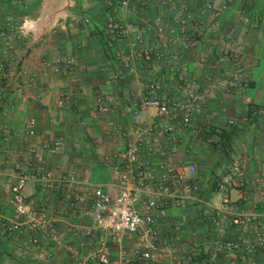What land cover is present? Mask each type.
<instances>
[{
    "label": "crops",
    "instance_id": "0c3cea01",
    "mask_svg": "<svg viewBox=\"0 0 264 264\" xmlns=\"http://www.w3.org/2000/svg\"><path fill=\"white\" fill-rule=\"evenodd\" d=\"M120 1L0 0V28L7 22L26 23L23 36L13 40L8 53L0 42V58L6 53L16 61L6 76L10 90L0 100V264H99L87 257L95 248V239L81 234L90 226V220L80 215L89 199L76 212L56 216L58 242H47L42 236L30 244L25 234L2 232V223L13 220L8 190L15 181L11 168L20 164L30 171L28 148L60 139L58 153L46 157L52 181L70 174L75 181L114 189L105 158L115 161L123 138L108 124L109 115L97 107L104 103L122 111L118 122L130 135L136 124L127 104L132 95L145 91L149 81H157L170 102L189 101L194 94L204 102L188 125L172 109L168 118L158 119L170 122L176 141L160 134L165 148L155 152L153 160L194 165L189 181L197 189L186 207L172 205L159 223L164 238L172 239L178 233L179 239L171 240L163 250L162 244L145 243L143 250L150 256L161 253L153 264H247L252 260L264 264V249L245 250L260 224L239 228L225 222L222 230L213 224V210L222 204L217 182L230 172L233 159L241 162L246 181L241 192L230 189V201L244 210L264 212L257 182L264 169V0H213L209 11L201 6L202 0H128L123 13L118 10ZM184 13L194 14L215 30L182 46L175 36L182 30L179 21ZM109 19H119L127 27L125 38L112 47L105 40ZM156 19L167 32L160 61L145 58L147 48L161 47L154 30ZM224 44L241 58L240 71L220 53ZM66 57L76 60L74 74L31 77L42 59ZM3 78L0 73V86ZM216 81L220 87L213 86ZM63 92L68 95L59 105ZM32 116L35 132L28 134L26 122ZM140 116L142 124L156 119L152 109L141 111ZM65 190L66 185L60 184L58 194L40 191L36 182L29 181L24 194L36 205L52 209ZM96 236L105 234L98 230ZM227 241L238 247L227 248ZM134 242L125 239L122 245H110L111 262L123 264L121 253L129 251ZM194 246L199 256L192 262L187 257Z\"/></svg>",
    "mask_w": 264,
    "mask_h": 264
},
{
    "label": "built area",
    "instance_id": "2783aa9c",
    "mask_svg": "<svg viewBox=\"0 0 264 264\" xmlns=\"http://www.w3.org/2000/svg\"><path fill=\"white\" fill-rule=\"evenodd\" d=\"M201 2V6L206 11L213 8V0ZM127 6L128 0H121L119 12H125ZM196 18L197 16L192 13H184L179 21L182 30L175 36V40H178L182 46L192 44L207 32L215 30L212 24L199 22ZM88 21L89 18H85V22ZM25 25L24 22L20 25L7 22L0 28V42L6 49V53L12 47L13 40L21 39ZM104 30L109 47L123 40L127 33L126 25L119 19H109ZM154 30L161 47L147 48L145 58L160 61L164 57L163 47L167 43V32L159 19H156ZM137 41L141 43L142 37L138 36ZM6 53L0 58V73L4 77L0 86V100L10 90V82L6 76L12 71L16 62ZM220 53L231 59L234 68L240 71L241 58L237 53L225 44L220 46ZM129 63L126 61V66H129ZM75 66L76 60L73 57L54 60L45 58L31 73V77L47 79L51 73L70 76L74 74ZM213 86L220 87L221 82L216 81ZM67 95L66 92L62 93L63 98L60 99L59 105L63 104ZM203 102L202 96L198 94L191 95L189 101L170 102L162 94L160 84L157 81H149L145 91L132 95L127 104V110L132 112L136 124L130 135L118 122L122 111L104 103L99 104L97 110L109 115L108 124L113 126L123 138L122 149L118 152L115 161H112L110 157L105 158V162L110 163L114 189L75 181L70 174L60 175L56 182L52 181L46 170V157L58 153L62 146L61 140H45L38 145L30 146L27 153L30 157L28 164L32 166V169L28 172L24 171L20 164L11 168L15 181L8 185V190L13 208V220L2 223V232L25 234L30 244L38 243L42 236L47 242H58L60 235L55 231L56 216H66L76 212L79 205L85 199H89V206L80 209L81 217L90 220V226L82 230L81 234L96 241L95 248L87 254L88 259L99 264H113L110 257V245H122L125 239H134L131 249L122 251L120 261L123 264H153L152 261L160 258L161 253L150 256L143 250V244H162L160 250H163L170 245L171 240L179 239L178 233L171 237L172 239L164 238L159 229V223L172 205L179 208L186 207L197 189L189 181V175L195 172L194 165H173L165 161L153 160V154L165 148V142L161 141L160 134L165 135L172 143L176 141L170 122L160 123L158 119L168 118L172 109L175 111L173 113L177 111L181 115L182 123L188 125L191 123L193 114L201 111ZM147 109L155 111L156 119L142 124L140 112ZM228 122L233 123V120L230 119ZM35 126L36 118L34 116L28 118L27 133L34 134ZM1 166L0 159V174ZM29 181L36 182L40 191H50L54 194L59 193L60 184H65L66 193L61 198V202L52 209L48 206H38L24 194L25 185ZM245 181L246 172L241 162L233 159L230 162V172L217 182V188L222 194V204L213 210V224L220 230L223 229L225 222L239 228H249L251 225L260 224L261 228L245 245L247 253H254L264 249V212L257 211L255 208L244 210L230 201V189L236 188L241 192ZM257 182L259 191L264 197V169L258 176ZM98 230L103 231L105 236H96ZM225 246L232 250L238 247L233 241H227ZM198 256L199 251L194 246L187 258L194 262V258ZM232 256L235 257L233 254ZM236 263L237 261L230 262V264ZM247 264L259 263L252 260Z\"/></svg>",
    "mask_w": 264,
    "mask_h": 264
}]
</instances>
